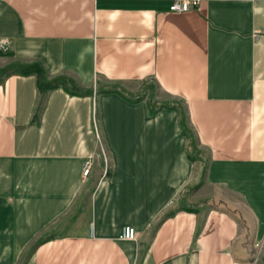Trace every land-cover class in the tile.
Listing matches in <instances>:
<instances>
[{"label":"crops","instance_id":"crops-1","mask_svg":"<svg viewBox=\"0 0 264 264\" xmlns=\"http://www.w3.org/2000/svg\"><path fill=\"white\" fill-rule=\"evenodd\" d=\"M171 1L0 0V264H246L240 224L264 243V0Z\"/></svg>","mask_w":264,"mask_h":264},{"label":"rangeland","instance_id":"rangeland-1","mask_svg":"<svg viewBox=\"0 0 264 264\" xmlns=\"http://www.w3.org/2000/svg\"><path fill=\"white\" fill-rule=\"evenodd\" d=\"M95 86L96 88H109L108 87L109 84L106 83L105 84L101 83V85L99 86L96 83L95 84L93 83L91 85V89L94 90ZM141 89H142L141 93L143 92L147 94L148 91L149 94L148 100L151 102V100L154 98L151 84H147V85L143 84ZM190 148H191V155L195 157L196 154L195 148L192 147ZM238 219H240V217H238ZM236 241L237 244H236L235 252L238 259L244 261L246 264H264V243L254 242L252 236L249 235L248 229L244 225L240 224V236H238Z\"/></svg>","mask_w":264,"mask_h":264},{"label":"built area","instance_id":"built-area-1","mask_svg":"<svg viewBox=\"0 0 264 264\" xmlns=\"http://www.w3.org/2000/svg\"><path fill=\"white\" fill-rule=\"evenodd\" d=\"M202 0H173L169 5V10L172 12H184L191 8L199 7V4ZM7 45V40H0V48L5 49ZM96 135L99 137L98 131L96 130ZM90 161L86 160L82 167V175H86L89 171ZM121 237L125 239H133L136 237L134 228L130 226H124L122 228Z\"/></svg>","mask_w":264,"mask_h":264},{"label":"trees","instance_id":"trees-1","mask_svg":"<svg viewBox=\"0 0 264 264\" xmlns=\"http://www.w3.org/2000/svg\"><path fill=\"white\" fill-rule=\"evenodd\" d=\"M69 83L73 84V81H69ZM53 85H54V84H53ZM53 85L51 84L50 87H52ZM90 90H91V88H90ZM184 120H185V118H184V116H183V114H182L181 117H180V122H181V124H182L183 127L185 126V125H184Z\"/></svg>","mask_w":264,"mask_h":264}]
</instances>
